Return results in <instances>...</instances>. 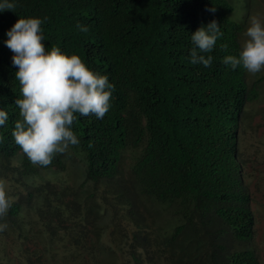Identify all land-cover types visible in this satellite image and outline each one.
<instances>
[{"label":"trees","instance_id":"1","mask_svg":"<svg viewBox=\"0 0 264 264\" xmlns=\"http://www.w3.org/2000/svg\"><path fill=\"white\" fill-rule=\"evenodd\" d=\"M232 10L227 0H16L0 12V108L9 117L0 127V184L10 201L0 264H259L248 245L223 242L253 235L257 185L241 143L264 78L249 83L242 68L222 62L241 46ZM18 17L46 18V50L77 54L115 84L104 118L77 114L80 143L46 167L11 136L19 85L4 41ZM212 20L223 32L204 54L212 65H193L191 33Z\"/></svg>","mask_w":264,"mask_h":264},{"label":"clouds","instance_id":"2","mask_svg":"<svg viewBox=\"0 0 264 264\" xmlns=\"http://www.w3.org/2000/svg\"><path fill=\"white\" fill-rule=\"evenodd\" d=\"M15 7L16 0H0V12ZM207 10L216 11L215 7ZM45 19L18 17L6 30L4 41L13 54L11 63L17 69L14 77L19 85V96L14 101L18 118L11 136L29 161L40 167L50 165L56 154L80 143L72 130L77 114L103 119L111 107L115 89L106 74L92 71L79 55L67 54L57 46L46 50L42 42ZM76 28L82 33L89 31L87 25L79 22ZM222 36L216 20L192 32L189 63L211 67L213 56L204 54L212 52ZM243 36L238 53L226 55L222 62L232 69L240 67L256 75L264 71V19L251 17ZM8 118V113L0 108V127L6 125ZM9 207L5 187L0 184V217ZM6 227L0 224V231Z\"/></svg>","mask_w":264,"mask_h":264},{"label":"rangeland","instance_id":"3","mask_svg":"<svg viewBox=\"0 0 264 264\" xmlns=\"http://www.w3.org/2000/svg\"><path fill=\"white\" fill-rule=\"evenodd\" d=\"M232 6L231 14L241 25L240 41L242 43L243 33L249 24L250 18L259 16L264 19V0H227ZM264 71L260 72V74ZM259 74V73H258ZM247 73L248 82L257 79V75ZM258 97L254 106V114L250 119L248 126L242 135L243 157L245 159V172L249 175L251 185L256 183L257 186L251 188L253 195V209L255 210V222L253 235L248 242H241L233 239L231 236H225L223 242L227 249L234 250L242 248L245 245L251 247L258 259L259 264H264V78L259 83ZM134 158L130 151L124 154L120 163V171L124 176L130 173L129 165ZM76 171V170H75ZM126 261H117V264H123Z\"/></svg>","mask_w":264,"mask_h":264}]
</instances>
